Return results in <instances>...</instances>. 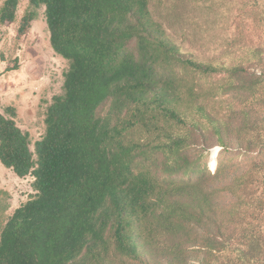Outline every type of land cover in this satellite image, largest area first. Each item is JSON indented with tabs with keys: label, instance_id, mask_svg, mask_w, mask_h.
<instances>
[{
	"label": "trees",
	"instance_id": "trees-1",
	"mask_svg": "<svg viewBox=\"0 0 264 264\" xmlns=\"http://www.w3.org/2000/svg\"><path fill=\"white\" fill-rule=\"evenodd\" d=\"M194 1L210 25L251 7L258 45L233 51L236 22L227 52L184 51L151 0H28L21 35L44 6L69 67L33 144L0 112V163L34 191L0 231V264H264V0Z\"/></svg>",
	"mask_w": 264,
	"mask_h": 264
},
{
	"label": "rangeland",
	"instance_id": "rangeland-1",
	"mask_svg": "<svg viewBox=\"0 0 264 264\" xmlns=\"http://www.w3.org/2000/svg\"><path fill=\"white\" fill-rule=\"evenodd\" d=\"M5 1L0 0V10ZM17 1L15 20L9 23L0 22V112L8 106L15 107L18 125L30 133L33 144L45 132L46 108L52 103L54 96L63 92V74L69 63L51 49L50 33L43 15L44 8L38 9L37 17L30 23L25 34L21 35L19 29L29 3L28 0ZM232 1L239 3V0ZM151 6L154 18L169 36L178 44H182L184 51L219 56L227 52L228 45L238 37L242 27V43L237 44L233 51L244 44L247 48L258 45V37L262 32L255 26L257 22L251 15V7L245 9V14L240 16L238 8L233 6V14L229 13L221 26L207 22V3H196L194 0H151ZM172 11H178L182 17H188L187 20L177 22L168 18L174 15ZM256 14L260 16V13ZM232 20L235 24L231 27ZM236 22L243 23L239 30ZM181 27H185L184 33L191 35L195 32L196 36L191 35L183 42ZM221 39L223 47H218ZM31 148L33 149V145ZM219 151L218 148L212 149V157L214 154L216 157ZM31 183L30 177L18 178L0 164V231L13 211L34 194Z\"/></svg>",
	"mask_w": 264,
	"mask_h": 264
},
{
	"label": "clouds",
	"instance_id": "clouds-1",
	"mask_svg": "<svg viewBox=\"0 0 264 264\" xmlns=\"http://www.w3.org/2000/svg\"><path fill=\"white\" fill-rule=\"evenodd\" d=\"M41 8H44V11H45V7H44V6L41 7ZM43 15H44V18H45V14H43ZM34 20H35V19H34ZM34 20H33V21H34ZM45 22H46V18H45ZM46 25H47V24H46ZM48 31H49V30H48ZM49 43H50V38H49ZM50 46H51V44H50ZM51 49H52V48H51ZM52 50H53V49H52ZM53 52H54V51H53ZM54 53H55V52H54ZM55 54H56V53H55ZM56 55H57V54H56ZM57 56H59V55H57ZM59 57H61V56H59ZM61 58H62V57H61ZM62 59H63V58H62ZM8 107H12V106H8ZM13 108H15V107H13ZM15 109H16V108H15ZM16 111H17V109H16ZM17 122H18V121H17ZM31 149H32V148H31ZM32 150H33V149H32ZM0 164H1V163H0ZM1 165H2V164H1ZM2 167H4V166L2 165ZM4 168H5V167H4ZM5 169H7V168H5ZM8 170H10V169H8ZM11 171H12V170H11ZM14 175H15V174H14ZM17 177H18V176H17ZM18 178H19V177H18ZM16 209H17V208H16ZM16 209H15V210H16ZM15 210H14V211H15ZM14 211H13V212H14ZM11 215H12V214H11ZM6 221H7V220H6ZM5 223H6V222H5ZM3 226H4V225H3Z\"/></svg>",
	"mask_w": 264,
	"mask_h": 264
}]
</instances>
